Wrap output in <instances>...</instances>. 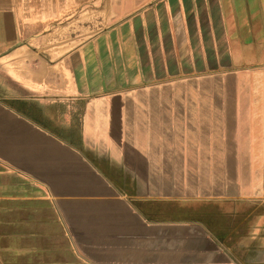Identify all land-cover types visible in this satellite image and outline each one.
Returning <instances> with one entry per match:
<instances>
[{
    "label": "crops",
    "instance_id": "obj_1",
    "mask_svg": "<svg viewBox=\"0 0 264 264\" xmlns=\"http://www.w3.org/2000/svg\"><path fill=\"white\" fill-rule=\"evenodd\" d=\"M0 264H264V0H0Z\"/></svg>",
    "mask_w": 264,
    "mask_h": 264
}]
</instances>
